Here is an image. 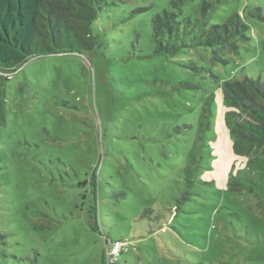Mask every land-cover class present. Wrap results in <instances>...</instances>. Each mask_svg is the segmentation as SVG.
I'll return each instance as SVG.
<instances>
[{
    "label": "rangeland",
    "instance_id": "1",
    "mask_svg": "<svg viewBox=\"0 0 264 264\" xmlns=\"http://www.w3.org/2000/svg\"><path fill=\"white\" fill-rule=\"evenodd\" d=\"M254 8L104 0L90 49L0 69V264H264V172L235 152L223 93L264 83ZM233 15L249 27L238 54L195 47Z\"/></svg>",
    "mask_w": 264,
    "mask_h": 264
},
{
    "label": "trees",
    "instance_id": "2",
    "mask_svg": "<svg viewBox=\"0 0 264 264\" xmlns=\"http://www.w3.org/2000/svg\"><path fill=\"white\" fill-rule=\"evenodd\" d=\"M103 1L0 0V69L15 72L31 57L90 49L92 25L99 17ZM250 14L264 23L260 8H254ZM175 17L166 12L154 19L155 39L160 45L166 30L172 36ZM205 24L194 34L195 47L215 48L219 52L227 49L238 54L239 43L249 40V27L239 15L208 29ZM171 48L167 46L168 50ZM223 93L234 109L229 116L238 137L235 152L245 155L253 170L264 172V83L246 77L243 81L226 82ZM4 104L2 100L0 123H5Z\"/></svg>",
    "mask_w": 264,
    "mask_h": 264
},
{
    "label": "built area",
    "instance_id": "3",
    "mask_svg": "<svg viewBox=\"0 0 264 264\" xmlns=\"http://www.w3.org/2000/svg\"><path fill=\"white\" fill-rule=\"evenodd\" d=\"M114 245H115L114 247H115L116 249H119L121 243H120V242H116Z\"/></svg>",
    "mask_w": 264,
    "mask_h": 264
}]
</instances>
